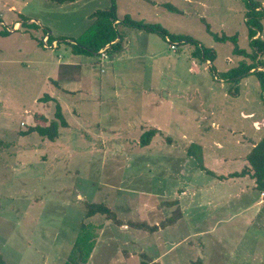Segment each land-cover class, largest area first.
<instances>
[{"label":"rangeland","instance_id":"374dc122","mask_svg":"<svg viewBox=\"0 0 264 264\" xmlns=\"http://www.w3.org/2000/svg\"><path fill=\"white\" fill-rule=\"evenodd\" d=\"M117 1L119 21L130 13L188 35L210 47L214 60L195 54L190 41L171 45L156 32L129 28L126 55L118 59L119 46L105 48L113 65L101 51L76 53L75 46L92 14L110 0H0V252L6 264L79 260L75 242L83 223L93 241L85 264H264V192L252 186L249 172L229 174L244 169L251 143L264 137V127L242 113L264 118V92L254 73L224 77L251 58L215 38L235 35L241 49L253 51L249 1ZM252 1L264 9V0ZM57 102L67 125L60 122L55 140L37 131L21 134L58 122ZM155 129L142 145V134ZM213 171L228 174L222 184ZM89 202L107 204L119 222L87 217Z\"/></svg>","mask_w":264,"mask_h":264},{"label":"trees","instance_id":"16d2710c","mask_svg":"<svg viewBox=\"0 0 264 264\" xmlns=\"http://www.w3.org/2000/svg\"><path fill=\"white\" fill-rule=\"evenodd\" d=\"M57 3L73 2L76 0H52ZM248 10L246 12L247 23L249 26V39L250 47L253 50L251 53L245 52L238 46L237 36L235 35H223L221 37L215 34V38L219 41H232L235 44V53L243 54L251 58L250 63L242 61L237 65V67L231 68L225 72H222L225 78L236 77L239 78L243 75L249 73H254L259 80L262 94L264 92V70H255L257 66L264 67V62L258 60V57L264 54V38L259 35L263 30L262 19L264 17V9L259 8L261 3L258 1L248 0ZM154 2V1H152ZM163 6L168 8L171 11L179 12V10L171 3L165 2L162 3ZM259 8V9H258ZM94 21L84 32L83 36L77 39V44L75 46L78 48L76 53L89 52V53H100V50L107 48L110 50L112 47L121 48L122 44L126 40V35L122 32H119L117 29V21L119 19L117 13V0H110V5L107 8L99 9L92 14ZM123 25L128 26L129 28H139L146 32H156L162 35L167 41L172 45L173 41H179L181 39L190 41L197 46V52L204 56L205 60H214V54L211 53L210 47H204L199 45L198 41L194 40L192 37L185 34H172L167 29L162 27L158 23L144 22L143 20H138L132 18L129 14L124 16V19L120 20ZM130 31V30H129ZM51 38V37H50ZM54 38H52L53 40ZM55 40V39H54ZM53 40V41H54ZM176 43V42H174ZM177 44V43H176ZM107 45L109 47H107ZM115 45V46H114ZM110 48V49H108ZM110 53V52H109ZM102 54V53H101ZM107 57V56H106ZM106 59V58H105ZM264 97V94L262 95ZM46 98V97H45ZM48 98V97H47ZM44 99V98H42ZM55 100V98H53ZM264 99V98H263ZM56 117L59 121H52L47 126H34L29 127L27 131H22L21 134H29L31 132L37 131L40 135L48 137L50 140H55L59 134V125L60 122L63 125H67V121L63 115L62 108L59 102L56 105ZM155 130L146 131L142 134V145H146L150 142L152 136H154ZM248 164L240 172H234L231 176H244L247 172L250 173V176L255 179L256 187L260 190L264 189V137L261 141L256 144L253 149L250 151L246 157ZM224 178V176H220ZM87 211L86 216L91 217L96 214L106 215L107 218L115 219L119 222V219L116 218L115 212L105 203L100 202H89L86 204ZM87 223H83L81 229L84 232L77 237L76 246L80 249L79 260L75 259V256L71 257V260H68L65 264H85L87 258L90 254V250L93 244V241H88V233L85 231L87 228ZM81 230V231H82ZM81 233V232H80ZM0 264H6L2 253L0 252ZM194 264H202L201 261H196Z\"/></svg>","mask_w":264,"mask_h":264},{"label":"crops","instance_id":"0c3cea01","mask_svg":"<svg viewBox=\"0 0 264 264\" xmlns=\"http://www.w3.org/2000/svg\"><path fill=\"white\" fill-rule=\"evenodd\" d=\"M150 1H154V0H150ZM74 3L75 2H77V0L76 1H73ZM117 9H119V4H118V1H117ZM127 14H129L130 15V13H126V15ZM124 17V16H123ZM119 18H122L121 16H119ZM135 19V18H134ZM119 20H117V22H118ZM116 22V21H115ZM123 27L125 28V30H124V33L123 34H125L126 35V40L124 41V43L122 44V46H121V48L119 49V53H121V55H119L117 58L119 59L120 57H122V55L123 54H127V52L129 51V49H130V47H131V44H132V39L130 38H128V33H130V31H129V27L128 26H125V25H123ZM138 30H141V29H139V28H137ZM144 31V30H143ZM138 36H140V37H143V38H147L149 41H151V37L149 36V35H146V34H144L143 32L141 33V31H138ZM56 41V40H55ZM54 41V42H55ZM101 51V50H100ZM148 53V52H147ZM107 57H106V59L107 58H109V59H111L112 60V63H113V65L115 64V61L112 59V54L111 53H109L108 55H106ZM257 84L260 86V83H259V80L257 81ZM264 98V97H263ZM242 113L245 115V116H247V117H249L250 116V119H252V124L254 123L255 124V127L256 128H261V127H264V118L263 117H260V118H254L255 117V114H254V112L253 111H250V112H245L244 110H242ZM261 140H257V141H254L253 143H251V146H250V151L253 149V147L256 145V144H258L259 142H260ZM214 172V171H213ZM215 174H216V178H211V180L210 181H212V179L214 180V182L215 183H219V184H222L221 182V179H225V178H219V176H224V175H222V174H225V173H216V172H214ZM234 173V172H233ZM229 174H232V173H229ZM225 175H228V174H225ZM232 178V177H231ZM250 179L252 180V186H254V187H256L255 185V179L253 178V177H251L250 176ZM226 181V180H225ZM224 181V182H225ZM261 192H264V190H261ZM201 203V202H200ZM202 204V203H201Z\"/></svg>","mask_w":264,"mask_h":264},{"label":"built area","instance_id":"2783aa9c","mask_svg":"<svg viewBox=\"0 0 264 264\" xmlns=\"http://www.w3.org/2000/svg\"><path fill=\"white\" fill-rule=\"evenodd\" d=\"M101 53H102L103 56H105L106 55L105 49H102Z\"/></svg>","mask_w":264,"mask_h":264}]
</instances>
